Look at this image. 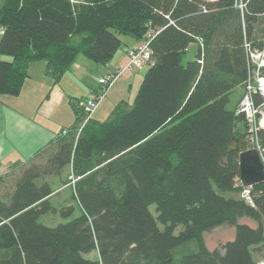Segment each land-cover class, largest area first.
I'll return each instance as SVG.
<instances>
[{"label":"trees","instance_id":"trees-1","mask_svg":"<svg viewBox=\"0 0 264 264\" xmlns=\"http://www.w3.org/2000/svg\"><path fill=\"white\" fill-rule=\"evenodd\" d=\"M0 27V94L12 95L29 62L45 61L58 81L78 55L106 64L119 35L155 32L153 64L132 103L120 100L104 120L91 116L76 135L85 97L71 98L76 122L35 156L48 151L45 161L10 167L23 171L0 198V264H172V249L191 240L197 250L179 264H264V180L252 183L247 204L229 148L232 136L247 135L241 95L229 105L248 76L244 40L264 46V0H4ZM64 171L79 213L46 225L39 217L56 210L59 193L46 176ZM59 211L70 217L74 206ZM221 225L233 237L207 248L204 233ZM92 251L96 258L85 256Z\"/></svg>","mask_w":264,"mask_h":264},{"label":"crops","instance_id":"crops-1","mask_svg":"<svg viewBox=\"0 0 264 264\" xmlns=\"http://www.w3.org/2000/svg\"><path fill=\"white\" fill-rule=\"evenodd\" d=\"M132 39L124 41L121 38L122 45H125L124 49L119 48L110 61L102 64L105 66L103 74H108L116 67H122L127 63V48L138 47L142 42V39ZM90 61L92 60L83 54L78 55L58 81L45 73V61L29 62L28 76L20 92L16 95L0 94V165L2 168L7 169L34 159L62 128L70 127L76 122L77 117L70 99L86 97L96 90L94 87L97 76L91 72L95 71L97 66ZM147 68L148 66L133 68L135 70L124 77L130 80L137 75L140 80L145 72L140 74L136 72L143 69L146 71ZM120 77L119 74L108 88L105 98L94 110L92 118L104 120L110 115L113 107L120 100H124L117 95L119 87L116 84ZM61 190L59 188V192ZM242 221L254 226L246 220ZM95 252L97 255V251Z\"/></svg>","mask_w":264,"mask_h":264},{"label":"built area","instance_id":"built-area-1","mask_svg":"<svg viewBox=\"0 0 264 264\" xmlns=\"http://www.w3.org/2000/svg\"><path fill=\"white\" fill-rule=\"evenodd\" d=\"M243 5L241 1L238 4L239 7ZM154 33L153 31H148L138 47L127 48V63L122 67H116L112 72L106 74V76L99 77V87L79 101L84 118L74 129L76 135L80 133L86 121L92 116L94 110L104 98L108 88L121 72L153 64L149 44ZM1 35L2 28L0 27V37ZM244 48L248 61V76L243 82L242 94L237 103V112L243 113L247 125L246 139L253 144L264 166V146L261 145L258 134L260 130H264V46L262 48L254 47L251 42L245 39ZM70 130L64 128L61 134L65 135ZM10 171V168L4 169L0 165V177L8 174ZM240 196L247 204L254 206L252 183H245L241 186ZM257 264H263V261H259Z\"/></svg>","mask_w":264,"mask_h":264},{"label":"rangeland","instance_id":"rangeland-1","mask_svg":"<svg viewBox=\"0 0 264 264\" xmlns=\"http://www.w3.org/2000/svg\"><path fill=\"white\" fill-rule=\"evenodd\" d=\"M4 0H0V6L2 5ZM120 38H122L124 41L126 40H131L132 38L129 36H125V35H119ZM133 40V39H132ZM125 45H122L120 47L121 49H124ZM195 51H196V45L195 44H191L186 52L185 58L186 59H193L194 55H195ZM92 64H95L97 66V69L91 73H94L93 75L97 76V83L94 87V89H97L99 87V83H98V78L100 76H106V73L103 74L102 71H104L105 66L93 61H90ZM135 69L131 68L130 70H125L123 72L120 73L121 77L120 79L117 81L116 86L119 87V90L117 91V95H119V97H122L124 100H127L129 103H132L135 94L137 93V90L139 88V85L141 83V79L139 76V79L137 78V75L135 76V78L132 77V79L127 80L126 77L124 76H129L131 74L132 71H134ZM145 69L143 70H139L136 73H144ZM99 76V77H98ZM112 85V84H111ZM91 92V91H90ZM108 90L106 91L107 94ZM242 91L240 89V87H237L233 93L231 94V102L230 105L231 106L233 104L234 100H237L238 97L241 95ZM105 94V96H106ZM104 96V98H105ZM103 98V99H104ZM112 99V97H111ZM108 118V117H107ZM105 118V119H107ZM47 152L43 153L42 155L37 156L36 158H34L32 160V162H36V163H40V162H44L46 157H47ZM29 165V163H28ZM27 165V166H28ZM26 167V166H24ZM23 171L22 169L16 170L14 172H11L10 174L4 176L1 180H0V198L6 200L8 198V196L10 195V193L12 192L13 188H14V184L16 179L19 177V175L21 174V172ZM62 177H58L56 175H48L46 176V179L51 182V184L55 187L61 188L62 190L57 193L56 195H54L53 199H52V203L53 206L55 207V211H51L48 213H44L42 215H40L39 217V221L46 224V225H56L59 222H65L67 220H69L70 218L78 215L79 213V209L76 205L75 200H73L71 198V186L70 184L66 183L65 185L62 184L63 182L61 181V179H66L69 180L71 179L69 176V173L64 171V173L62 174ZM63 185V186H62ZM73 205L74 206V212L72 213V215L70 217H63L60 213V208L65 206V205ZM150 211L152 212V214L155 216L156 215V211H155V205L151 204L149 206ZM241 220H246L252 224H254L252 221L248 220V219H241ZM180 229V226L177 227V229L175 230V232H178V230ZM234 234V228L228 225H221L218 227H215L207 232L204 233V243L206 245L207 248L212 249L216 246H219L220 244L224 243L225 241L231 239L233 237ZM197 250V243L195 240H191L185 243H182L180 245L175 246L172 249V255H173V261L172 264H179L180 258L183 255H187V254H191L193 252H195ZM86 257L88 258H96V252L92 251L90 253L85 254Z\"/></svg>","mask_w":264,"mask_h":264},{"label":"water","instance_id":"water-1","mask_svg":"<svg viewBox=\"0 0 264 264\" xmlns=\"http://www.w3.org/2000/svg\"><path fill=\"white\" fill-rule=\"evenodd\" d=\"M229 148L238 151L239 175L245 183L264 179V166L253 144L241 136H232Z\"/></svg>","mask_w":264,"mask_h":264}]
</instances>
